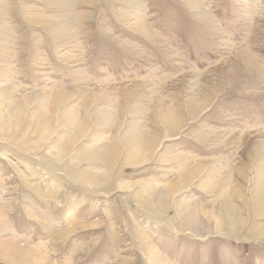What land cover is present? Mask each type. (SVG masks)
<instances>
[{"label": "rangeland", "instance_id": "374dc122", "mask_svg": "<svg viewBox=\"0 0 264 264\" xmlns=\"http://www.w3.org/2000/svg\"><path fill=\"white\" fill-rule=\"evenodd\" d=\"M0 87L1 241L52 264H149L144 238L166 264H264V0H0ZM133 138L154 140L144 164Z\"/></svg>", "mask_w": 264, "mask_h": 264}, {"label": "bare ground", "instance_id": "6f19581e", "mask_svg": "<svg viewBox=\"0 0 264 264\" xmlns=\"http://www.w3.org/2000/svg\"><path fill=\"white\" fill-rule=\"evenodd\" d=\"M67 28H68V26H67ZM61 29L64 30L65 28H61ZM4 92L5 91H4L3 87H0V95L3 94ZM67 94L70 95V93H67L65 91H59L57 93H53L52 94V99H51L52 100V103L53 102H55V103H61L63 100L66 101ZM29 99L26 98V100H29ZM45 112L46 111H44L43 113H45ZM75 113H76V111H75L74 108H66L65 111L62 112V114H61L63 121L65 123H67V125L69 124V125L72 126L74 116H76ZM109 114H110L109 111H101L99 115H103V116L106 117ZM163 122H164L165 125L168 124L170 126V128L171 127L178 126V124H179V123L177 124L176 120L171 119V118H170V120H168L167 118H165L163 120ZM102 123H105V122H102ZM77 129L79 130L80 133L82 132V128L80 126H78L76 128V130ZM134 135L135 136L141 135V133H139L138 130L137 131H134L132 133V135H131L130 138H132ZM139 138H137V139L133 138V139L138 140ZM74 140L75 139H72L71 141L74 142ZM71 141H68V142L70 143ZM128 145H134L133 141H129L128 142ZM141 145L142 144H139V140H138V142L135 144V148H133V151L131 152L129 158L135 160V162L138 161L137 163H143L144 164L148 160V156H147L148 153L146 154V149L147 150L150 149L151 146L154 147L155 144H154V140H152L151 144L148 145L147 148H144L143 149ZM31 147H33V146L31 145ZM61 151H59V150L52 151L50 153V157L55 156V155L58 156ZM116 153H117V151L114 148H110L108 146L101 145L98 148H96V150H94L92 157H100V158L106 157L107 159L112 160V159L115 158ZM127 155H129V153ZM93 160H94V158H93ZM171 161L174 162L175 161V158H171ZM190 172H192V171H187L185 168L181 169V171L178 173V183H177L176 187H181L182 188V186L187 182L188 178H190L192 175L195 174V171H194V173H190ZM214 184H215V181L212 180V181L206 183L205 185H203V189L210 191L211 189L214 188ZM261 186H262L260 188L261 190H259V193L255 196L256 197L255 198V201L257 203H259V201H260V204H258V205L261 207L262 210H264V185H261ZM132 187H139L140 188V190H138L134 194V197L136 199H138V200L142 199L143 200V205L147 206V208H150L152 211L156 210L155 207H154V205H152L153 203L151 202V200H152V193L156 192V189H157L156 186H153V185H143V184L137 183L134 186H132V185L131 186H127V187L126 186H122V189H126L127 188V189L130 190ZM165 189L168 192V191L174 189V186L173 185H170L168 187L166 186ZM34 191H36V190L34 189ZM219 198H220L219 199L220 200V203L222 204L223 213L226 215V217L228 219V222H230V227L232 229H235L236 226H237V220L238 219L235 218V214H234V210H233L234 207L233 206H230L229 204L226 203V199L224 198V196L223 197L221 196ZM183 202H184L183 204L180 203L181 208L178 209V212H177L178 214L181 213V212H183L186 209V207L188 206V203L186 201H183ZM164 204L167 207V204H168L167 201H165ZM159 210L161 212L163 209L160 208ZM197 211L199 212L198 209H196V213H197ZM196 213H194V214L196 215ZM157 214H162V213H157ZM194 214H193V217H195ZM213 222H214V226H215V232L216 231L219 232L221 230V228H222V223L219 222L218 220H214ZM259 234L264 235V231H259ZM143 244L145 245V247L147 249V258H148V261L151 262L149 264H166L165 259L162 258L161 256H159L155 252V250L152 248V246L149 245L148 241H146L145 238L143 240ZM0 253H2L1 254V257L3 259H5V260L9 261V262L15 261V257H16L18 260L26 259L27 261H29V264H52L40 252V249L34 248V247H28V246H24V245L21 246V245L17 244V242H15V241H13L11 239H9L7 241H1L0 240Z\"/></svg>", "mask_w": 264, "mask_h": 264}, {"label": "crops", "instance_id": "0c3cea01", "mask_svg": "<svg viewBox=\"0 0 264 264\" xmlns=\"http://www.w3.org/2000/svg\"><path fill=\"white\" fill-rule=\"evenodd\" d=\"M29 213V212H28ZM30 214V213H29ZM31 215V214H30ZM2 219V218H1Z\"/></svg>", "mask_w": 264, "mask_h": 264}]
</instances>
